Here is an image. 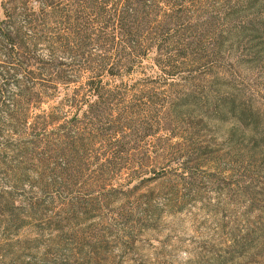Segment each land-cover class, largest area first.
I'll use <instances>...</instances> for the list:
<instances>
[{
	"label": "trees",
	"instance_id": "1",
	"mask_svg": "<svg viewBox=\"0 0 264 264\" xmlns=\"http://www.w3.org/2000/svg\"><path fill=\"white\" fill-rule=\"evenodd\" d=\"M9 3L0 18V173L13 184L1 189L0 176V227L25 223L14 194L29 179L32 157L43 155L45 165L46 157L61 158L53 182L61 176L75 186L98 145L100 174L133 160L136 180L142 174L131 151L150 139L143 158L151 148L166 161L182 155L185 175L198 154L207 158L202 169L225 165L227 172L236 156L215 155L207 137L213 125L233 122L225 143L242 150L249 209L243 263L264 251V0ZM247 33L251 52L236 56ZM39 182L49 193L44 175ZM70 200L83 209L78 197ZM30 202L29 214L42 209Z\"/></svg>",
	"mask_w": 264,
	"mask_h": 264
},
{
	"label": "rangeland",
	"instance_id": "2",
	"mask_svg": "<svg viewBox=\"0 0 264 264\" xmlns=\"http://www.w3.org/2000/svg\"><path fill=\"white\" fill-rule=\"evenodd\" d=\"M9 1L0 0V18L4 6H13ZM253 37H243V49L236 56L251 52L247 42ZM204 80L203 86L209 79ZM263 101L259 106L264 121ZM234 125H213L207 137L213 139L215 155L236 156L228 160L235 169L227 172L230 167L225 165L202 169L207 158L198 154L192 155L195 160L185 175L179 164L188 159L182 155L166 161L162 152L151 148L150 158H143L150 139L131 151L139 162L135 170L142 174L136 180L130 176L133 160L115 173L104 168L100 174L98 145L87 154L85 175L75 186L63 183L61 176L53 182L51 171L62 167L61 158L46 157L51 163L45 165L38 162L43 155L32 157L29 179L14 194L15 206L23 208L15 213L25 223L18 229L6 222L1 225L0 264H264L263 250L243 263L249 209L243 197L241 158L236 155L242 150L225 143ZM41 175L49 193H42ZM0 176L1 189L11 191L12 181ZM75 197L83 209L71 208L70 198ZM30 199L42 204L36 214L28 213ZM252 215L250 221L255 220Z\"/></svg>",
	"mask_w": 264,
	"mask_h": 264
}]
</instances>
